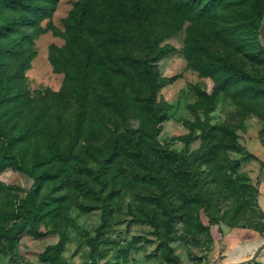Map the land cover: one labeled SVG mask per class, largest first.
<instances>
[{
    "label": "rangeland",
    "instance_id": "rangeland-1",
    "mask_svg": "<svg viewBox=\"0 0 264 264\" xmlns=\"http://www.w3.org/2000/svg\"><path fill=\"white\" fill-rule=\"evenodd\" d=\"M75 2L59 0L53 16L43 20L48 29L35 39L37 55L25 71L32 105L28 125L33 135L26 142L31 153L43 150L48 128L58 134L62 149L75 139L77 104L72 89L64 83L65 72L54 69L59 59L51 48L52 44L64 46L63 18ZM147 16L146 30L162 38L159 45L170 43L175 48L158 61L161 75L171 79L157 93L165 118L158 124L155 145L160 149L168 146L185 156L184 168L200 198L187 199L173 189L164 178L165 168L158 174L159 179L139 182L129 169L142 164L134 150L122 145L112 149L107 129L100 134L86 130L69 158L54 165L55 169L62 164L64 175L47 179L37 197L36 224L54 232L22 235L12 250H0V264H49L40 254L48 244L60 240L68 264H170L162 254H152L159 243L171 247L179 264H223V252L216 253L217 245L210 236L212 227L261 224L256 206L259 188L252 174L255 165L264 160V96L235 97L222 92L209 113L212 127L208 135L198 124L191 128L188 123L206 118L195 87L211 91L214 84L185 56L191 21L181 18L175 1L148 0ZM143 34L135 26L128 44L129 51L140 57L146 54ZM263 36L264 27L257 33H240L239 45L228 46L209 36L205 41L213 50H227L240 66L264 73ZM105 113L111 121V114ZM143 124L137 111L129 110L119 118V132L132 129L140 133ZM189 133L192 136L188 143L171 140ZM236 143L241 150L234 147ZM77 152L82 156L77 157ZM0 180L22 187L0 193V226H7L13 221L6 217L8 213L26 211L23 199L32 179L7 168L0 172ZM142 194L166 198L176 207L177 218L171 230L165 222L168 215L159 206L144 201ZM105 217L108 221L100 227ZM135 237L140 240L135 241ZM3 240L0 236V245Z\"/></svg>",
    "mask_w": 264,
    "mask_h": 264
},
{
    "label": "trees",
    "instance_id": "trees-1",
    "mask_svg": "<svg viewBox=\"0 0 264 264\" xmlns=\"http://www.w3.org/2000/svg\"><path fill=\"white\" fill-rule=\"evenodd\" d=\"M58 1L0 0V172L11 168L32 179L23 199L26 211L8 213L6 217L13 219L12 223L0 226V236L4 238L0 245L2 251L12 250L26 233L44 236L54 232L42 230L36 224L37 197L47 179L64 175L62 164L55 169L54 165L69 158L86 130L100 134L107 129L111 133L109 146L112 149L122 145L134 150L133 154L142 164L129 169L139 182L159 179L158 174L165 168L167 175L164 178L173 189L179 190L187 199L200 198L194 191L191 175L184 168L185 156L168 146L160 149L155 145L158 124L165 118L160 112L157 93L171 79L161 75L158 61L175 48L170 43L159 45L162 38L146 30L148 0H76L69 15L63 18L66 25L62 33L64 46H51L59 59L54 69L65 72L64 83L72 89L77 104L75 139L69 147L62 149L58 134L48 128L49 137L43 150L30 152L26 142L33 135L31 125H28L32 105L25 71L37 55L35 39L48 29L42 22L53 16ZM166 1H175L181 18L191 21L185 45L186 58L202 75L214 81L211 91L195 87L204 103L206 118L198 123H188L191 128L198 124L208 135L212 127L209 113L219 94L263 97L264 73L240 66L227 50L211 49L205 38L214 37L228 46L239 45L240 33L261 30L264 0ZM135 26L144 31L146 54L143 57L134 55L128 48ZM129 110L137 111L144 121L140 133L132 129L119 132V118ZM105 112L111 114V121L105 118ZM191 136L189 133L171 140L181 139L188 143ZM234 147L241 150L238 143ZM76 156L81 157L82 153L77 152ZM18 190H22L20 185L0 180V193ZM256 191L258 195L259 190ZM140 197L159 206L168 215L165 222L171 230L172 222L177 218L176 207L158 195L142 194ZM256 206L261 224H243L241 227L264 234V212L257 204V196ZM107 221L108 217H105L100 227ZM139 240L140 237H135V241ZM63 248L62 240L48 244L40 257L49 264H68L62 256ZM152 254H162L170 264H179V257L164 243H159ZM248 264L264 263L254 260Z\"/></svg>",
    "mask_w": 264,
    "mask_h": 264
},
{
    "label": "crops",
    "instance_id": "crops-1",
    "mask_svg": "<svg viewBox=\"0 0 264 264\" xmlns=\"http://www.w3.org/2000/svg\"><path fill=\"white\" fill-rule=\"evenodd\" d=\"M253 178L258 184L257 204L264 212V160L255 165ZM216 243V253L223 252V264H246L249 261L264 263V234L260 231L241 226L219 224L211 229Z\"/></svg>",
    "mask_w": 264,
    "mask_h": 264
},
{
    "label": "water",
    "instance_id": "water-1",
    "mask_svg": "<svg viewBox=\"0 0 264 264\" xmlns=\"http://www.w3.org/2000/svg\"><path fill=\"white\" fill-rule=\"evenodd\" d=\"M263 26H264V21H263V23H262L261 30L263 29Z\"/></svg>",
    "mask_w": 264,
    "mask_h": 264
}]
</instances>
